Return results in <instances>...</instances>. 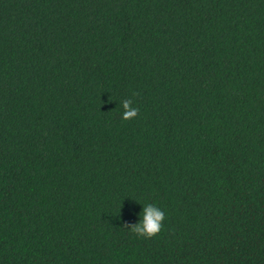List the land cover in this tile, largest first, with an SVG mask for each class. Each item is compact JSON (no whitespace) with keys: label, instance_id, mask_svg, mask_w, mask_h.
<instances>
[{"label":"trees","instance_id":"1","mask_svg":"<svg viewBox=\"0 0 264 264\" xmlns=\"http://www.w3.org/2000/svg\"><path fill=\"white\" fill-rule=\"evenodd\" d=\"M0 264H264V0H0Z\"/></svg>","mask_w":264,"mask_h":264},{"label":"clouds","instance_id":"2","mask_svg":"<svg viewBox=\"0 0 264 264\" xmlns=\"http://www.w3.org/2000/svg\"><path fill=\"white\" fill-rule=\"evenodd\" d=\"M136 95L138 93H133V96ZM121 106L123 109L122 119L124 120L134 119L139 113V108L133 106L131 98L123 100ZM140 217L138 223L125 225L137 237L151 239L162 231L166 216L164 211L157 205L153 203L144 204Z\"/></svg>","mask_w":264,"mask_h":264}]
</instances>
